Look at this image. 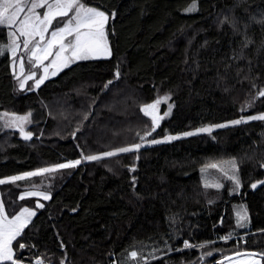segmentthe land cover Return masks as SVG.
Returning <instances> with one entry per match:
<instances>
[{
  "label": "trees",
  "instance_id": "16d2710c",
  "mask_svg": "<svg viewBox=\"0 0 264 264\" xmlns=\"http://www.w3.org/2000/svg\"><path fill=\"white\" fill-rule=\"evenodd\" d=\"M81 1L111 15L109 57L77 61L37 89L31 83L19 89L12 56L0 54V112L43 116L23 126L31 140L19 128L0 129V179L82 161L0 184L9 216L23 207L37 210L13 241L14 258L22 264H213L238 252L264 253V184L252 187L264 179V121L230 123L264 114L258 95L264 0ZM193 2L195 10L187 11ZM7 32L0 25V44L9 41ZM164 97L171 112L145 136L152 119L141 107ZM219 123L228 126L82 159ZM226 158L239 165V187L228 179L206 188L200 169ZM36 190L51 199H20ZM242 203L249 219L241 228L235 209ZM185 241L194 247L185 248Z\"/></svg>",
  "mask_w": 264,
  "mask_h": 264
},
{
  "label": "snow or ice",
  "instance_id": "6c2138e0",
  "mask_svg": "<svg viewBox=\"0 0 264 264\" xmlns=\"http://www.w3.org/2000/svg\"><path fill=\"white\" fill-rule=\"evenodd\" d=\"M47 8V11L41 15L36 11L40 8ZM196 8L195 2L186 9L187 11H194ZM75 12L74 16L69 18L63 27H56L51 32V38L45 40L46 33L49 32V28L52 27L53 21L60 18L68 17L70 12ZM113 13V17H114ZM109 20V16L104 11L98 10L95 7H88L81 3L80 0H0V25L7 26L9 29L15 28V31H10L8 35L11 37V44L5 46V48H10L13 60V67L15 69L17 53L20 50L21 43L20 39L23 37V49L27 53V60L31 62L32 67H42L43 75L36 78V72H31L30 74L24 76L20 80V87L23 89L29 80H34V86L39 88L41 84L44 83L49 76V70L51 75L55 76L57 73L68 68L72 63L79 60H87L95 58L97 56H110L111 51L108 45L106 25ZM71 37V39H68ZM31 45V47H30ZM5 48H0V54H3ZM54 49H56L54 51ZM52 57L50 63L47 65L45 61H48ZM19 69L20 74H24L25 68V57L20 56L19 58ZM116 76L119 77V72H116ZM111 83V81H109ZM260 97H264V91L258 93ZM163 99L167 100L168 97ZM161 100L157 99L151 104H147L143 107V111L146 115L152 118V128L151 131L146 132L145 136H150L152 132L156 131L159 127L161 119L163 116L158 114V106L161 104ZM171 105H169L168 112L164 113L167 116L171 112ZM31 113L25 116H17L15 114L3 113L0 119H5V126L8 128H19L21 135H23L25 140H30L33 136L31 132H25L23 127L25 122H30ZM87 119V116H85ZM249 120H261L264 121V114L249 116L246 119L233 120L230 123L233 125H238L241 123H246ZM228 124H219L214 126H208L200 128L197 132H212L213 128H223L227 127ZM197 134L196 132H185L182 135L192 136ZM179 136H166L164 140L153 139L150 141L151 144H159L166 141H171L179 139ZM144 139V137H141ZM143 145L134 144L128 147H121L114 151H108L101 155H90L84 156L82 159L86 161L100 160L103 157H114L119 153H128L133 151H138ZM82 161L74 160L66 163H58L49 167L39 168L35 171L25 172L21 175H15L8 177L7 179H0V184L5 183H16L17 181H23L31 177H41L46 174H52L62 169H72L77 167ZM228 164L233 171L236 169V162L234 160L225 162ZM206 169H218L223 172L225 176L228 175L224 167L220 164L212 163L205 166ZM134 170V169H133ZM229 179L233 180L237 186L240 185V181L236 175H232ZM260 183H264L261 181ZM206 188H221L223 185L219 183H208L205 182ZM253 188L256 184L252 185ZM25 197H42L43 200L47 201L51 199V194L44 191H28L25 192L20 199ZM38 208H43L42 203L37 202ZM36 215V212L28 208H23L19 214L9 218L2 201H0V262H11V264H22L21 261L16 260L15 253L13 250V241H16L18 237L22 236V233L28 224L30 223L32 217ZM237 223L243 227L244 224L241 223L247 219V213L241 215L237 212ZM231 238L229 236L221 237V239L228 240ZM201 247L203 245H200ZM18 247L23 249L26 247L25 244L19 243ZM185 248L194 247V245L189 244L187 241L184 242ZM211 255V253H208ZM238 257H247L240 261V264H262L264 261V253L256 252H243L236 253ZM133 260L138 258V253L132 251L130 254ZM256 257H259L257 259ZM225 259H230L225 257ZM36 264H43L42 260H37ZM223 264V262H221Z\"/></svg>",
  "mask_w": 264,
  "mask_h": 264
},
{
  "label": "rangeland",
  "instance_id": "374dc122",
  "mask_svg": "<svg viewBox=\"0 0 264 264\" xmlns=\"http://www.w3.org/2000/svg\"><path fill=\"white\" fill-rule=\"evenodd\" d=\"M49 2H51V0H49ZM80 2L81 3H83V4H85V6H88V7H95V8H97L98 10H101V11H104L105 13H107L108 14V16H109V20H108V22H107V25H106V33H107V39H108V45H109V48H110V51H111V54H112V44H111V39H110V35H109V21H110V14H109V12H107L106 10H104V9H102V8H100V7H97V6H93V5H89V4H86V3H84V2H82L81 0H80ZM40 15H41V18L43 17V14L47 11V8L45 7V8H40V9H37L36 10ZM74 14H75V12L73 11V12H70L69 13V15H68V17H65V22L64 23H66L67 22V20L69 19V18H71L72 16H74ZM53 23H54V21H53ZM64 23L63 24H60L59 26H55V27H51V28H49V32L48 33H46V35H45V40H48V39H50L51 38V32L56 28V27H63V25H64ZM7 27V26H6ZM8 28V27H7ZM10 31H15V28H12V29H9L8 28V32H7V34L10 32ZM8 37H9V41H7V42H1V44H0V48H5V46H7V45H10L11 44V37L8 35ZM23 37H21V39H20V43H21V47H20V50L18 51V53H17V58H15L16 59V64H15V69H14V67H13V70H14V74H15V76H16V84H17V87L19 88V89H22L21 87H20V80L21 79H23L24 78V76H26V75H28V74H30L31 72H36V78H39L41 75H43V68L42 67H32V64H31V62H29L28 60H27V53H25L24 52V49H23V43H22V41H23ZM68 39H71V37H69ZM30 47H31V45H30ZM56 49H54V51H55ZM6 52H8V53H10V55L12 56V54H11V50H10V48H5V50L3 51V54L4 53H6ZM20 56H24L25 57V68H24V74L23 75H21L20 74V69H19V57ZM105 57H109V56H97V57H95V58H105ZM13 58V57H12ZM51 59H52V57H50L49 58V60L48 61H45V64L47 65L48 63H50V61H51ZM13 60H14V58H13ZM80 61V60H79ZM77 62V61H76ZM13 63V62H12ZM73 64V63H72ZM71 64V65H72ZM63 70V69H62ZM51 71H53V69H50L49 70V76H48V79L49 78H52V77H54V76H52L51 75ZM61 71V70H60ZM59 71V72H60ZM58 72V73H59ZM57 73V74H58ZM56 76V75H55ZM47 80V79H46ZM45 80V81H46ZM44 81V82H45ZM31 83V86L33 85V89H37L35 86H34V80H29L28 82H27V84L25 85V87L24 88H27L28 86H29V84ZM42 85V84H41ZM40 85V86H41ZM23 88V89H24ZM161 104L158 106V108L160 109V111H161V113H162V116L164 117L163 119H162V121L165 119V118H167L169 115H167V116H164V113H166V112H168V110H169V105H171V103H170V99H169V97H168V99L167 100H165V99H161ZM150 103V102H149ZM166 106V110L165 111H163V106ZM172 106V105H171ZM3 113H9V114H13V113H10V112H6V111H2V112H0V116H2V114ZM29 113H31V116H30V122H25L24 123V127H28L31 123H34V122H37L38 120H40V119H42V114H41V112H39V111H28L27 113H24V114H15V115H17V116H25V115H27V114H29ZM219 124H221V123H219ZM219 124H209V125H204V126H201V127H199V128H196V129H194V130H191V131H189V132H196V133H208V132H197V130L198 129H200V128H204V127H208V126H214V125H219ZM222 124H224V123H222ZM216 127H214L213 128V130L215 129ZM0 129H14V128H8V127H6L5 126V119H0ZM25 129V128H24ZM26 130V129H25ZM27 131V130H26ZM185 133V132H184ZM211 133V132H210ZM182 134H179V135H177V136H181ZM169 136V135H168ZM173 136V135H172ZM142 137H144V136H142ZM166 137V136H165ZM165 137H161V138H158V140H164V138ZM139 144H142L143 146H145V145H147V144H150V140H144V141H142V142H140ZM84 156H86L85 154H84ZM232 160H234L235 162H236V169H235V171H233L232 169H231V167L228 165V164H226L225 162H228V161H232ZM212 163H216V164H220L222 167H224V169H225V171H227V173H228V175L227 176H225L224 175V173L223 172H221V171H219L218 169H211V168H208V169H206L205 168V166L204 167H202L201 169H200V173H201V177H202V180H203V182L205 183V182H208V183H219V184H223V182H224V180H228L229 179V177L230 176H232V175H236L237 177H238V179H239V165H238V163H237V161H236V159L235 158H226V159H223V160H219V161H214V162H211V163H209V164H212ZM208 165V164H207ZM231 180V179H230ZM0 201H1V199H0ZM23 208H28V209H30V210H33V211H35L36 213H37V210L35 209V208H31V207H23ZM22 208V209H23ZM21 209V210H22ZM20 210V211H21ZM20 211L17 213V214H19L20 213ZM245 211H246V213H247V219L245 220V221H242L241 223H243L244 224V226L243 227H245L247 224H248V219H249V214H248V210H247V206H246V204L245 203H242V204H240L236 209H235V215H236V218L238 219V217H237V212H240L241 213V215H243L244 213H245ZM7 213V212H6ZM17 214H15V215H17ZM8 215V214H7ZM8 217L9 218H12L11 216H9L8 215ZM33 218V217H32ZM32 220V219H31ZM240 226V225H239ZM241 227V226H240ZM242 228V227H241ZM257 259H259V257H256ZM244 259H247V257H238V256H235V257H233V258H231V259H229L228 261H226L224 264H240V261H242V260H244ZM19 261V260H18ZM262 264H264V261H262Z\"/></svg>",
  "mask_w": 264,
  "mask_h": 264
},
{
  "label": "water",
  "instance_id": "95a60500",
  "mask_svg": "<svg viewBox=\"0 0 264 264\" xmlns=\"http://www.w3.org/2000/svg\"><path fill=\"white\" fill-rule=\"evenodd\" d=\"M263 91V90H262ZM156 101V100H155ZM154 101H152V102H150V103H146V104H144V105H142V107H141V109H142V112L144 113V111H143V107L145 106V105H147V104H151V103H153ZM145 114V113H144ZM158 114L160 115V116H162V113H161V111H160V109L158 108ZM146 115V114H145ZM146 116H148V115H146ZM148 117H150V116H148ZM151 118V117H150ZM152 119V118H151ZM162 123V119H161V121H160V124ZM160 124H159V126H160ZM159 128V127H158ZM158 128L156 129V130H158ZM25 132H28V131H26L25 130ZM21 134V133H20ZM22 137H23V135H21ZM33 137V136H32ZM32 139V138H31ZM30 139V140H31ZM84 156V155H83ZM261 181H264V179L263 180H261ZM261 181H259V182H257V183H255L256 184V187L254 188V189H256V188H258L260 185H262V184H264V183H260ZM235 256H237L236 254L235 255H232V256H229V258L231 259V258H233V257H235ZM229 259H225V258H223V259H221V260H219V261H217V262H215V263H213V264H221V262H225V261H228Z\"/></svg>",
  "mask_w": 264,
  "mask_h": 264
},
{
  "label": "built area",
  "instance_id": "2783aa9c",
  "mask_svg": "<svg viewBox=\"0 0 264 264\" xmlns=\"http://www.w3.org/2000/svg\"><path fill=\"white\" fill-rule=\"evenodd\" d=\"M37 261V260H36Z\"/></svg>",
  "mask_w": 264,
  "mask_h": 264
}]
</instances>
